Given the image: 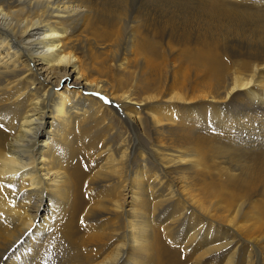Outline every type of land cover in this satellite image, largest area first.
<instances>
[{
    "label": "bare ground",
    "instance_id": "obj_1",
    "mask_svg": "<svg viewBox=\"0 0 264 264\" xmlns=\"http://www.w3.org/2000/svg\"><path fill=\"white\" fill-rule=\"evenodd\" d=\"M0 264H264V0H0Z\"/></svg>",
    "mask_w": 264,
    "mask_h": 264
},
{
    "label": "rangeland",
    "instance_id": "obj_2",
    "mask_svg": "<svg viewBox=\"0 0 264 264\" xmlns=\"http://www.w3.org/2000/svg\"><path fill=\"white\" fill-rule=\"evenodd\" d=\"M250 5H251V4H250ZM183 13H185V12H183ZM176 14H178V13H175L174 15H176ZM174 64H175V65H179V63H178V59L175 61ZM230 68H231V67H230ZM226 74H227L226 77L229 76V73H226ZM254 138H255V137H254ZM254 138H253V137H250V142H251V141L253 142ZM252 139H253V140H252ZM252 142H251V143H252ZM251 143H250V144H251ZM252 151H254V150H252ZM252 151H251V152H252ZM252 256H254V254H253Z\"/></svg>",
    "mask_w": 264,
    "mask_h": 264
}]
</instances>
